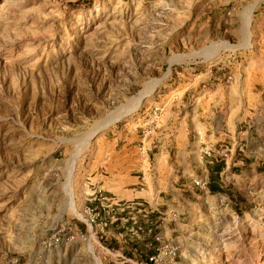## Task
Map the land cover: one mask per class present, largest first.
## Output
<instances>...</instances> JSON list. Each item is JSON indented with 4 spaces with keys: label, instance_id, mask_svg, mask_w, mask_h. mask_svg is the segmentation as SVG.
Returning <instances> with one entry per match:
<instances>
[{
    "label": "rangeland",
    "instance_id": "rangeland-1",
    "mask_svg": "<svg viewBox=\"0 0 264 264\" xmlns=\"http://www.w3.org/2000/svg\"><path fill=\"white\" fill-rule=\"evenodd\" d=\"M169 93L191 185L121 215L90 192V155ZM215 165L221 192L196 187ZM146 228L156 264H264V0H0V264H139L107 244Z\"/></svg>",
    "mask_w": 264,
    "mask_h": 264
},
{
    "label": "crops",
    "instance_id": "crops-1",
    "mask_svg": "<svg viewBox=\"0 0 264 264\" xmlns=\"http://www.w3.org/2000/svg\"><path fill=\"white\" fill-rule=\"evenodd\" d=\"M161 81L146 84L139 93H143L141 101ZM151 86L155 88L148 89ZM141 112L111 129L102 145L94 146L87 164L92 194L102 192L106 198L126 203L148 202L152 193L156 197L169 191L178 196L190 187L191 114L184 99L178 94H161Z\"/></svg>",
    "mask_w": 264,
    "mask_h": 264
},
{
    "label": "trees",
    "instance_id": "trees-1",
    "mask_svg": "<svg viewBox=\"0 0 264 264\" xmlns=\"http://www.w3.org/2000/svg\"><path fill=\"white\" fill-rule=\"evenodd\" d=\"M223 165H215L214 167H210V176H209V184H210V191L211 193H220L221 187L219 186L217 180L219 178L220 173L223 171ZM121 215H126V212H123ZM150 218L153 219L154 213L149 215ZM120 218L117 219L116 223L114 224H121ZM132 224V223H130ZM138 223H135V226ZM142 231V227L137 226V229ZM147 232H150L149 235H145L143 241L134 240L132 243L131 249H124L122 246L119 245L117 241L109 242L107 247L111 250L118 251L123 250V253L128 256L129 259L138 262L139 264H156L155 260L152 258L156 257L160 248L159 243L156 241V234L153 228L149 229L146 228Z\"/></svg>",
    "mask_w": 264,
    "mask_h": 264
},
{
    "label": "built area",
    "instance_id": "built-area-1",
    "mask_svg": "<svg viewBox=\"0 0 264 264\" xmlns=\"http://www.w3.org/2000/svg\"><path fill=\"white\" fill-rule=\"evenodd\" d=\"M211 152H212V149H208L207 151H205V154L210 157ZM194 184L199 189L206 191L209 187V179L207 176H204V177L201 176L197 180L194 181ZM100 196L102 197V195ZM102 199H107V198L103 197ZM132 206H133V203L130 204L126 202L122 203L121 201H113V203H111L109 207L113 208V210L115 207H117V210H119L120 212H125V211L131 210ZM72 239H74V237H71L69 241ZM56 241H57L56 243H58L59 239H56ZM152 260L156 261L157 257L152 258Z\"/></svg>",
    "mask_w": 264,
    "mask_h": 264
},
{
    "label": "bare ground",
    "instance_id": "bare-ground-1",
    "mask_svg": "<svg viewBox=\"0 0 264 264\" xmlns=\"http://www.w3.org/2000/svg\"><path fill=\"white\" fill-rule=\"evenodd\" d=\"M249 26H250V22L248 21V28H249ZM248 32H249V31H248ZM147 94H149V93H147ZM145 95H146V94H145ZM142 96H143V93H142ZM144 97H145V96H144ZM141 98H142V97H140V100H141ZM137 103H138V102H137ZM124 115H125V114H124ZM121 116H122V113H121V114H118V115H116V116H114V117L109 121V123H112V122H114V121L120 119ZM71 195H72V194H71ZM73 199H74V198H73ZM73 210L76 212V210H75L74 208H73ZM88 250H89L90 254L94 256V251H93V247H92L91 244L88 245Z\"/></svg>",
    "mask_w": 264,
    "mask_h": 264
}]
</instances>
